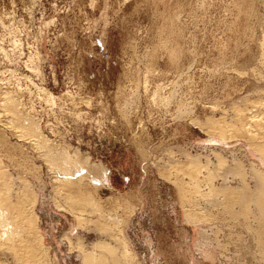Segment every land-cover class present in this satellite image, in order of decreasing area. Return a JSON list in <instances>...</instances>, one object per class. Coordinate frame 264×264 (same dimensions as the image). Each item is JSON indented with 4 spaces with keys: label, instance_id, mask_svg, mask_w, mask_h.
Returning a JSON list of instances; mask_svg holds the SVG:
<instances>
[{
    "label": "rangeland",
    "instance_id": "1",
    "mask_svg": "<svg viewBox=\"0 0 264 264\" xmlns=\"http://www.w3.org/2000/svg\"><path fill=\"white\" fill-rule=\"evenodd\" d=\"M0 87H20L21 107L45 136L108 171L91 204L73 198L92 228L104 211L108 234L77 233L76 217L54 205L59 169L10 131L23 150L0 145L2 163L22 176L16 183L27 178L43 195L38 212L56 264H81L67 234L76 246L78 235L88 246L101 238L132 264H264V214L249 200L232 217L221 192L250 194L245 171L264 168L252 145L264 141V0H0ZM239 110L258 115L257 131L241 132ZM191 209L210 220L186 222ZM2 252L0 264H15Z\"/></svg>",
    "mask_w": 264,
    "mask_h": 264
},
{
    "label": "bare ground",
    "instance_id": "2",
    "mask_svg": "<svg viewBox=\"0 0 264 264\" xmlns=\"http://www.w3.org/2000/svg\"><path fill=\"white\" fill-rule=\"evenodd\" d=\"M19 90H21L20 87H12V89H3L0 87V145L6 148L8 152L16 151L17 148L23 150L24 143L23 145H13L12 142H9V131L11 134H15L18 139L24 140L26 143H31L32 148L34 147L35 154L36 152L39 154V158L45 159L48 163L51 162L60 171V173L58 172L59 175L55 178V182L57 183H55V186H62L60 189L63 191L58 189L61 191H59L61 199L54 200V205L58 209L68 211L76 217L77 225L76 227H72V231L75 229L78 233L81 228H83V230L85 229V231L95 229L99 234L107 235L108 229L104 211L98 210L96 215L97 224L96 226L93 225L92 228V224L89 222L93 220L89 218L88 210L84 207L78 208L77 204L73 202V198H75L77 201L81 200L91 204L95 200L93 194L100 196L99 191L106 186L105 181L109 184L107 169L101 165L92 164L90 162V156L83 158L78 150L72 152L69 145L57 144L54 140L45 136L40 128L39 122L34 118L32 112L27 109L26 106L25 108L21 107L23 100L21 93L19 94L18 92ZM42 90L47 100L50 102H55L59 98L49 91ZM157 91L158 89L155 90L153 100L159 97ZM167 100L168 99L160 98V101ZM3 111H5V113ZM237 115L240 123L242 122L241 130H244L241 132L246 134L248 132L247 130L252 132L257 131V127L253 125L256 117H258L257 114H253L251 111H247L246 113L245 110H239ZM3 117H5L4 120ZM220 133L225 137L224 132ZM252 145H254L256 150L260 149L264 154V141H261L260 144L257 143V146H255L254 143ZM5 154L7 155V153ZM261 164L264 166V155L261 156ZM235 165L239 168L241 167V162L236 159ZM197 166L198 164H190L188 167H184V169L191 171V173H188L191 177L189 178L190 183L199 190L200 181L197 173H195L198 171L196 169ZM240 170L243 172V169L239 168L238 173ZM246 174L248 177L255 180V188L250 194H241L237 189L232 190V187L221 190V192H224L225 197V212H228L232 217H237L240 212H237L238 210L235 211L237 205H240L241 210L250 209L251 207L249 208V206L245 205L249 200H254L256 202L255 206L258 207L260 214H264V168L258 164L252 163L251 172L245 171L244 175ZM241 175H243V173ZM18 177L22 179V176ZM18 177L15 178L14 175L9 172L7 165L2 163L0 158V250L1 252L9 253L14 259L15 264H56V259L53 258L54 255L51 254V246L45 241L46 235L41 225V216L38 212V204L43 195L41 196L39 192L34 191L35 189L32 186V182L27 178L25 181H22L21 185L17 184L16 180L19 179ZM55 179H53V182ZM90 188L93 190L92 193ZM244 189L249 191V186L246 185V183ZM184 196L185 192H183V197ZM96 200L102 205L101 201L103 199L97 197ZM184 200L186 202L185 197ZM214 201L213 199V202ZM234 201H237V203ZM66 203H70V205ZM194 205L195 203L193 206ZM193 211L194 209L187 211L185 217L186 222L190 223V221H192V224L197 225L199 222H207L210 220L205 214L204 217L200 219L195 215L197 213ZM262 217L263 216H261V218ZM261 228H259L260 230H258V228L256 230V232L259 231L258 234L256 233L259 237L264 233L263 227ZM66 237L68 238L71 249L75 247L79 249L78 258L81 264H113L114 261H116V264H120V262L121 264H132L131 257L127 256L125 253L122 258L116 256L115 250L112 249L113 252H111L107 243L101 238L88 246V244H86V239L78 235L76 236V240L78 241L76 246V244H73L71 234H67ZM259 241V247L264 250V241ZM208 245L210 244L204 243L203 240L199 242L200 248L198 249H200V253L202 252L204 255L209 253L210 251L206 252L205 250ZM125 251L127 252V248ZM105 252H107V254Z\"/></svg>",
    "mask_w": 264,
    "mask_h": 264
}]
</instances>
